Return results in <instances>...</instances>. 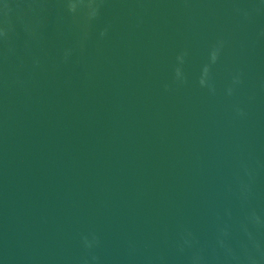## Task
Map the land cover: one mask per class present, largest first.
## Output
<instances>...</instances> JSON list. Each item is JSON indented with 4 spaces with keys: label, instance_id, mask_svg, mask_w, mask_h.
Segmentation results:
<instances>
[{
    "label": "water",
    "instance_id": "1",
    "mask_svg": "<svg viewBox=\"0 0 264 264\" xmlns=\"http://www.w3.org/2000/svg\"><path fill=\"white\" fill-rule=\"evenodd\" d=\"M0 264H264V0H0Z\"/></svg>",
    "mask_w": 264,
    "mask_h": 264
}]
</instances>
